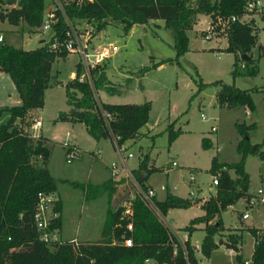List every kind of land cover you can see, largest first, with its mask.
Listing matches in <instances>:
<instances>
[{"label": "trees", "instance_id": "16d2710c", "mask_svg": "<svg viewBox=\"0 0 264 264\" xmlns=\"http://www.w3.org/2000/svg\"><path fill=\"white\" fill-rule=\"evenodd\" d=\"M242 4L243 0H66L62 1L61 8L70 20L84 19L91 22L96 32L100 31L108 20L119 21L126 32L133 24L161 19L163 25L173 32L172 48L176 58L188 48L186 32L195 24L197 14H207L212 20L217 15H240ZM47 8L44 0H15L14 4L0 0V22L6 21L14 26L23 24L29 29H34L41 26ZM64 27L65 23L58 14L56 21L48 29V39H43L34 48L23 49L0 42V71L8 75L19 98L18 104L0 108V112L9 114L6 121L0 124V264H143L148 258L154 259L155 264H201L195 256V247L188 239L196 228L195 225L199 223L203 224L204 230L198 247L202 256H209L212 249L222 244L233 250L236 262L241 263L239 245L242 232L246 230L254 238L250 264H264V235L260 228L234 229L226 233L224 240H214V234L223 227L219 218L220 212L237 200L247 201L250 197L249 175L243 166L244 158L251 154L264 161L262 143H250L248 139V133L255 128L254 122L234 123L240 136L235 146V151L240 155L238 161L220 163L216 156H212L208 171L211 174L218 172L216 191L201 203L203 214L191 218L183 226L186 238L182 242L175 238L168 226L159 220L137 193H133L130 199L132 229L126 230V220L119 218L120 204H112L115 188L110 178L99 183H76L57 179L50 173L46 165L50 147L44 143L47 138L37 137L33 140L21 123L30 110L41 108L44 90L50 86L53 77L50 73L52 62L67 54L61 48L50 47L54 38L62 40ZM257 30L252 19L247 23L230 24L223 50L234 55V74L254 76L257 73L252 48L257 45L258 55L264 54V44H256ZM237 55L243 57L242 72L236 70ZM163 63H171V59H161L150 66H143L141 71ZM77 72L76 67L75 73ZM91 73L95 89L112 90L111 86L104 83L106 77L100 66L94 67ZM55 84L61 82L56 80ZM214 84H217L214 95L217 106H242L249 112L255 110L251 91L257 88L240 89L232 83L220 81ZM197 86L200 88L203 83L199 80ZM63 87L65 102L70 108L67 111H58L53 121L81 123L86 133L95 140L107 137L114 147L115 142L110 138L113 134L118 137L116 143L123 144L136 137L138 129L147 121L149 101L100 102L99 105L111 115L108 131L96 116L91 91L86 82L78 81L75 76L64 82ZM174 122L175 120L169 122L165 128L168 144L180 133L179 127H174ZM201 145L208 146L205 137L201 138ZM38 155L41 164H34L33 160ZM156 169L157 167L147 164V158L144 156L138 161L136 168L130 170V174L146 189L148 186L144 184V180ZM59 182L78 187L84 201L106 195L99 240L77 241L76 245H73L70 239L44 242L39 238L40 231L35 228L32 218L38 200L37 194L54 193ZM153 202L161 215H165L168 208H186L191 205L189 199L169 193H166L161 201L153 198ZM59 209L60 203L57 199L53 210L58 212ZM262 220L264 225V210ZM59 228L58 214L50 219L49 229L58 231ZM123 238L131 239L129 246L122 243Z\"/></svg>", "mask_w": 264, "mask_h": 264}, {"label": "rangeland", "instance_id": "374dc122", "mask_svg": "<svg viewBox=\"0 0 264 264\" xmlns=\"http://www.w3.org/2000/svg\"><path fill=\"white\" fill-rule=\"evenodd\" d=\"M49 3V0H44L46 6ZM199 14V17H196V25L186 32L187 50L176 58L172 48L173 32L163 25L161 19H153L152 22L144 24H133L126 32L123 31L119 21L108 20L100 31L93 33L91 41L94 46L104 47L113 44L118 47V51L100 65L106 77L104 83L111 86L112 90L98 89L96 93L99 101L119 103L121 100H126L150 103L146 123L138 129L136 137L123 143L125 153L132 154L126 159V166L129 169L125 176L122 172L114 175L104 172V175L101 173L92 177L76 168L77 158L84 163V166L93 162L109 165L117 160L110 139L101 137L95 140L86 133L81 123L69 126L71 134L69 139L81 148L80 153L84 155L79 157L77 155L67 162L65 153L69 150V145L73 146L72 144L68 142L62 144L48 139L44 142L50 147L47 168L57 179L76 183L91 181V183H99L107 177H116L112 180L115 188L112 204L116 205L131 199L136 192L130 168H135L138 161L146 156L147 164L157 167L144 180V183L153 187L155 197L163 199L166 193H170L182 198L187 197L191 202L186 208H168L164 216L169 221V224L168 221L166 223L168 229L172 233L175 232V238L180 242L184 240V234L186 236V231L182 230L183 226L193 216L203 211L200 206L192 205L194 200L197 203L199 199H190L191 195L204 198L214 195L216 191V187L211 185L212 174L208 171L212 156H216L220 163L239 160L240 155L235 151V146L240 136L234 123L254 122L255 128L248 133L249 142L262 143L261 147L264 149V54L258 55L257 45L252 48V56L258 68L254 76L234 74V55L223 50L226 38H203L208 16ZM83 20H70V22L79 24ZM254 20V25L258 27L256 42L264 44V15L256 16ZM0 33L4 39L2 42L14 47L31 49L43 39L47 40L50 32L42 31L40 27L29 29L23 24L14 26L3 21L0 22ZM161 59H171V63H163L150 67L144 72L141 71V67L150 66ZM75 61L76 56L69 53L52 62L50 72L55 74L61 84H55L56 80L52 77L50 86L44 90L41 108L32 110V114L27 113L21 123L23 129L34 135L33 140L43 137L41 134L50 135V131L55 126L53 119L57 112L68 108L63 83L70 78V73L75 71ZM240 62H242L241 58L237 55L236 70L242 72ZM199 80L203 83L200 88L197 86ZM218 81L232 83L240 89L257 88L251 91L255 110L249 112L242 106L233 108L217 106L214 97L217 84L214 82ZM13 91L15 93L10 78L3 73L0 76V105L12 101ZM76 95L79 96V93L76 92ZM37 118L41 126L32 130L31 124ZM6 119V114L0 112V124ZM173 120H175L174 127H179L180 133L168 144L165 128ZM211 126L215 127V131L210 130ZM60 132L62 138L66 139L64 129ZM203 137L210 140L206 147L201 145ZM90 151L98 153V158H94V155L88 156ZM171 161L176 165L170 167ZM33 163L41 164L40 158H35ZM243 166L249 175L250 195L257 187L264 188V161L248 154L244 158ZM228 172L233 176L231 170ZM120 178L123 181H118ZM52 197V201L47 204L46 215L49 218L60 215V228L57 231L60 239H75L80 242H95L100 239L106 208L105 194L84 201L78 187L59 182ZM57 199L60 203L58 212L53 210ZM243 205L244 203L239 199L220 212L219 218L224 226L221 231L214 234L215 241L224 240L226 233L234 229L259 228L262 225L264 206L244 207ZM241 210L248 213L247 219L240 218ZM203 236L204 230L197 227L190 233L188 239L190 243L199 247ZM253 240L248 231L242 232L239 249L241 259L250 260ZM196 246H194L195 256L201 264H240L234 258L235 252H228V248L222 244L212 249L207 257L202 256Z\"/></svg>", "mask_w": 264, "mask_h": 264}, {"label": "built area", "instance_id": "2783aa9c", "mask_svg": "<svg viewBox=\"0 0 264 264\" xmlns=\"http://www.w3.org/2000/svg\"><path fill=\"white\" fill-rule=\"evenodd\" d=\"M62 1L66 2V0H49L48 8L45 10V16L43 22L40 26L42 31H46L49 29L50 25L56 21L57 15L62 17L65 27L63 31L62 40L58 41L57 38H54L53 41L50 43L51 48H61L67 54H74L77 58L76 67L78 68L77 74L75 73L73 77L76 76L77 80L80 82H86L88 87L91 91V96L95 105V113L97 118L100 120L101 125L108 130L109 120L111 119V115L105 111L99 104V96L96 93L97 89L93 86V78L91 70L96 67L100 66L102 62H104L107 58L111 57L118 51V47L113 44H107L104 47L101 46H94L92 43V36L95 31V27L91 22L87 20H83L81 23H72L70 22L69 18L65 15L61 8ZM90 1V0H89ZM212 2L213 0H209ZM14 4V3H13ZM264 14V0H243L242 4V13L240 15H229L226 17H221L217 15L215 19L208 16V22L205 26L204 36L203 38L212 39V38H220L227 36L228 29L230 24L234 22L238 23H247L250 19L254 22V17L262 16ZM3 37L0 34V42H2ZM240 67H243V63H239ZM72 77V78H73ZM203 117V115L201 114ZM41 125L39 119L33 120L31 124V129L36 130ZM211 131H215V127H210ZM109 131V130H108ZM30 137L32 138L34 135L29 133ZM110 138L112 141L115 142L114 149L117 154V160L111 163L110 165V173L111 175L117 174L118 172H122L124 176L128 173V168L126 166V159L131 157L132 154L130 152L125 153V145L124 144H117L116 140L118 139L117 136L111 134ZM69 150L66 151V161L69 162L70 158H74L78 155L77 150L74 146L69 145ZM40 158V155L37 156ZM176 163L174 161L170 162V167L175 166ZM224 168V167H223ZM217 176L218 172L212 174L211 178V185H217ZM133 178V177H132ZM134 180V179H133ZM135 181V180H134ZM135 186L134 193H137L139 197L143 200L144 204L147 205L159 218V220L166 225V220L163 218V215L159 213L157 210L154 202L153 196L154 191L147 187L143 189L137 181L133 183ZM53 193H38L37 194V204L33 211V223L35 228L40 231L39 238L44 242L50 241H60V237H58V233L56 229H49L50 219L46 215V208L48 202L52 201ZM191 195V192L189 193ZM244 207H252V206H264V188L257 187L252 195L248 198L247 201H244ZM121 211L119 218L125 219V229L130 231L132 229L131 226V203L130 199L125 201L124 203L120 204ZM240 218L242 220L247 219L249 217L248 213L241 210ZM260 232L264 235V225L259 227ZM172 233V232H171ZM175 236V232L172 233ZM184 239L186 238L184 234ZM73 245H76L77 241L75 239H70ZM131 242L130 238H123L122 243L125 246H129ZM180 242V241H179ZM182 242V241H181ZM231 250V249H230ZM250 260H243L240 264H250Z\"/></svg>", "mask_w": 264, "mask_h": 264}, {"label": "crops", "instance_id": "0c3cea01", "mask_svg": "<svg viewBox=\"0 0 264 264\" xmlns=\"http://www.w3.org/2000/svg\"><path fill=\"white\" fill-rule=\"evenodd\" d=\"M199 15L200 14H197V18L199 17ZM197 18H196V20H197ZM151 20H153V19H150V20H148V22L147 23H149V22H152ZM254 24H255V20H254ZM194 25H196V23L195 24H193V27H194ZM256 27H257V25H255ZM258 28V27H257ZM1 34V33H0ZM3 41H4V39H3ZM256 44H257V42H256ZM226 46V45H225ZM76 61H77V58H76ZM76 61H75V64H74V66H75V69H76ZM4 72H2V71H0V76H2V74H3ZM51 73V72H50ZM75 74V71H72L71 73H70V78L69 79H71L72 77H73V75ZM51 75L54 77V79L55 80H57V77L55 76V74H52L51 73ZM9 78V77H8ZM64 82H66V81H64ZM14 87V86H13ZM15 90V89H14ZM12 94V98H11V102L9 103V104H4V105H0V108L1 107H4V106H11V105H16V104H18L19 103V98H18V95H17V93H16V91H15V93H14V91L11 93ZM65 95V94H64ZM122 102H127L126 100H121V101H119V103H122ZM129 102H132V103H140V102H142V101H129ZM68 106V108L66 109V110H62V111H67L69 108H70V106L69 105H67ZM37 109H40V108H37ZM32 110H34V109H32ZM32 110H30L28 113H30V114H32ZM5 114H6V116H7V118H8V113L7 112H5V111H3ZM246 114L248 113L247 111L245 112ZM55 118V117H54ZM37 119H39V118H37ZM54 123H55V126H54V128L52 129V131H50L51 132V134L49 135V134H41L43 137H45V138H47L48 140H50V141H53V142H61L62 144H64V143H66V142H68L69 144H72L73 146H74V148L77 150V152H78V157L79 156H82V155H84L83 153H80V149L81 148H79L73 141H70V137H71V134H70V132H69V129H70V127L69 126H73L74 124H76V123H71V122H61V121H54ZM83 125V124H82ZM41 126V125H40ZM84 127V126H83ZM62 129H64V136H65V138L66 139H64V138H62V136H61V132L60 131H62ZM85 130V129H84ZM207 140H208V144L210 143V140H209V138H207V137H205ZM98 150V149H97ZM97 154L98 153H95V151H90L89 152V154H87L88 156H93L94 158L96 157V158H98V156H97ZM75 158V157H74ZM77 158V157H76ZM92 158V157H91ZM94 160V159H93ZM77 165H76V168H78V169H80L81 171H84V174L85 175H88V176H92V177H95V176H98L99 174H105L104 172H106L107 174H109L110 175V165L111 164H98V163H94L93 162V164H91V165H85L84 166V163L83 162H81L80 160H79V158H77ZM92 161V159H90L89 160V162H91ZM113 163V162H112ZM138 164V163H137ZM47 165H48V162H47ZM150 165V164H149ZM151 165H153V164H151ZM154 166V165H153ZM136 168V167H135ZM135 168H130V169H135ZM129 169V168H128ZM49 170V169H48ZM166 170V169H165ZM50 171V170H49ZM51 173V172H50ZM119 173V172H118ZM117 173V174H118ZM52 174V173H51ZM142 176H144V174H141ZM107 178H110L111 180H114L116 177H107ZM106 178V179H107ZM118 181H123V179H118ZM92 182V181H91ZM146 186H148L149 188H151L153 191H154V189H153V187L150 185V184H146V183H144ZM56 192V191H55ZM190 193V192H189ZM170 194V193H169ZM166 195V194H165ZM193 195H191V197H190V199H192L193 198V200L194 199H199L198 201H197V203H195V200L193 201V204L192 205H195L196 207H199L200 205H201V203H202V201H204V199H206V197H208V196H210V195H208V196H206V197H192ZM165 197V196H164ZM153 198L155 199V200H157V201H161V200H163V199H157L156 197H155V193H154V196H153ZM184 198H187V197H184ZM200 198H202V199H200ZM188 199V198H187ZM242 200V199H241ZM243 202V201H242ZM231 206V205H230ZM230 206H228V207H230ZM203 214V211L201 212V213H199V214H197V215H195V216H198V215H202ZM165 215H163V218L166 220V222L168 221L165 217H164ZM194 217V216H193ZM192 217V218H193ZM262 223H263V220H262ZM168 224H169V221H168ZM224 226V225H223ZM195 227L197 228H203V224H196L195 225ZM260 227V226H259ZM254 239V238H253ZM253 242H254V240H253ZM192 244V243H191ZM254 244V243H253ZM193 245V244H192ZM193 246H196V245H193ZM197 247V246H196ZM198 248V247H197ZM239 249H240V245H239ZM252 249H253V247H252ZM228 252H230V253H233V250H230V249H228ZM252 252V251H251ZM250 255H251V253H250ZM249 259H250V256H249ZM244 259H242V261H243Z\"/></svg>", "mask_w": 264, "mask_h": 264}, {"label": "water", "instance_id": "95a60500", "mask_svg": "<svg viewBox=\"0 0 264 264\" xmlns=\"http://www.w3.org/2000/svg\"><path fill=\"white\" fill-rule=\"evenodd\" d=\"M6 2L8 4H13L15 2V0H6ZM240 58L242 59L243 57L241 56ZM143 264H155V261L152 258H148V259L144 260Z\"/></svg>", "mask_w": 264, "mask_h": 264}]
</instances>
